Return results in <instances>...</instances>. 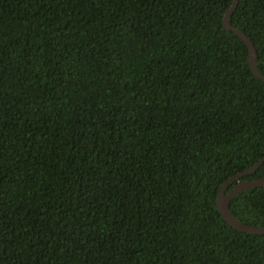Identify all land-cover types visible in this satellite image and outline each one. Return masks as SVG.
I'll return each mask as SVG.
<instances>
[{"label":"trees","instance_id":"16d2710c","mask_svg":"<svg viewBox=\"0 0 264 264\" xmlns=\"http://www.w3.org/2000/svg\"><path fill=\"white\" fill-rule=\"evenodd\" d=\"M231 1L0 0V264H264L216 204L264 155ZM231 23L264 74V0ZM229 209L264 225V184Z\"/></svg>","mask_w":264,"mask_h":264},{"label":"water","instance_id":"95a60500","mask_svg":"<svg viewBox=\"0 0 264 264\" xmlns=\"http://www.w3.org/2000/svg\"><path fill=\"white\" fill-rule=\"evenodd\" d=\"M237 1L238 0L231 1L229 7L225 10L223 14L222 23L224 27L233 30L246 43L249 50L248 59L250 66L253 72L255 73V75L264 81V74L261 73L257 67V61H256L257 52L253 41L241 29H239L238 27L234 26L231 23V15L237 4ZM263 161H264V155L253 164L249 165L248 167L242 170L237 171L236 173L228 177L219 187L216 196V204L223 218L233 227L249 233H255V232L264 233V225L249 224L238 219L230 211L229 202L230 199L239 191H242L249 187H255L264 184V176L257 178H249V179H240V177L255 171ZM234 180H238V181L226 191L228 185L231 184Z\"/></svg>","mask_w":264,"mask_h":264}]
</instances>
